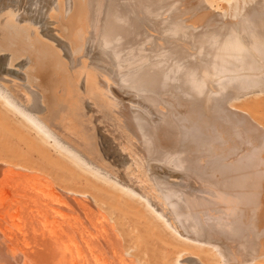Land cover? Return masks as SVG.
Returning a JSON list of instances; mask_svg holds the SVG:
<instances>
[{
  "label": "bare ground",
  "instance_id": "6f19581e",
  "mask_svg": "<svg viewBox=\"0 0 264 264\" xmlns=\"http://www.w3.org/2000/svg\"><path fill=\"white\" fill-rule=\"evenodd\" d=\"M0 264H264V0H0Z\"/></svg>",
  "mask_w": 264,
  "mask_h": 264
},
{
  "label": "rangeland",
  "instance_id": "374dc122",
  "mask_svg": "<svg viewBox=\"0 0 264 264\" xmlns=\"http://www.w3.org/2000/svg\"><path fill=\"white\" fill-rule=\"evenodd\" d=\"M214 1V3H217V1H219V0H213Z\"/></svg>",
  "mask_w": 264,
  "mask_h": 264
}]
</instances>
